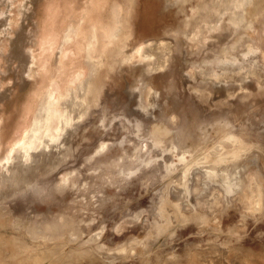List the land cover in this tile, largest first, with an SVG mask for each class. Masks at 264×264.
<instances>
[{
	"label": "clouds",
	"instance_id": "1",
	"mask_svg": "<svg viewBox=\"0 0 264 264\" xmlns=\"http://www.w3.org/2000/svg\"><path fill=\"white\" fill-rule=\"evenodd\" d=\"M7 4L0 264H264V0Z\"/></svg>",
	"mask_w": 264,
	"mask_h": 264
},
{
	"label": "rangeland",
	"instance_id": "2",
	"mask_svg": "<svg viewBox=\"0 0 264 264\" xmlns=\"http://www.w3.org/2000/svg\"><path fill=\"white\" fill-rule=\"evenodd\" d=\"M9 9L12 11L13 14H17V10L15 8H12L11 5L7 4V0H0V13L6 14ZM7 18L11 19L12 17H7ZM8 44H9L8 41H4V43L0 44V48H3ZM56 115H58L57 111H56Z\"/></svg>",
	"mask_w": 264,
	"mask_h": 264
},
{
	"label": "bare ground",
	"instance_id": "3",
	"mask_svg": "<svg viewBox=\"0 0 264 264\" xmlns=\"http://www.w3.org/2000/svg\"><path fill=\"white\" fill-rule=\"evenodd\" d=\"M56 103V101H54V104ZM53 116H56V111L54 110L52 113Z\"/></svg>",
	"mask_w": 264,
	"mask_h": 264
}]
</instances>
